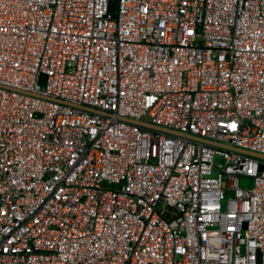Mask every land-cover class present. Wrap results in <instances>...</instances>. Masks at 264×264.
I'll list each match as a JSON object with an SVG mask.
<instances>
[{"label":"built area","instance_id":"built-area-1","mask_svg":"<svg viewBox=\"0 0 264 264\" xmlns=\"http://www.w3.org/2000/svg\"><path fill=\"white\" fill-rule=\"evenodd\" d=\"M246 152L264 0H0V264H264Z\"/></svg>","mask_w":264,"mask_h":264},{"label":"water","instance_id":"water-1","mask_svg":"<svg viewBox=\"0 0 264 264\" xmlns=\"http://www.w3.org/2000/svg\"><path fill=\"white\" fill-rule=\"evenodd\" d=\"M45 80H46V76H45V75H41V85H42L43 88L45 87ZM91 110H92V109H91ZM150 127L153 128V129H157V128H158V127L155 126V125L150 126ZM236 150H238V149H236ZM246 153L251 154L252 156H254V157H256V158H262V159H264V155H262V154H259V153H253V152H246Z\"/></svg>","mask_w":264,"mask_h":264},{"label":"trees","instance_id":"trees-1","mask_svg":"<svg viewBox=\"0 0 264 264\" xmlns=\"http://www.w3.org/2000/svg\"><path fill=\"white\" fill-rule=\"evenodd\" d=\"M113 4H115V3H113Z\"/></svg>","mask_w":264,"mask_h":264}]
</instances>
